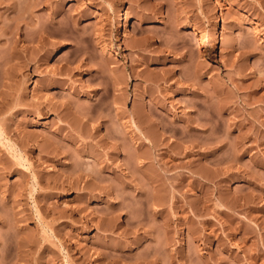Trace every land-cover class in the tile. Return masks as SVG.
<instances>
[{
    "label": "rangeland",
    "instance_id": "1",
    "mask_svg": "<svg viewBox=\"0 0 264 264\" xmlns=\"http://www.w3.org/2000/svg\"><path fill=\"white\" fill-rule=\"evenodd\" d=\"M0 128V264H264V0H0Z\"/></svg>",
    "mask_w": 264,
    "mask_h": 264
},
{
    "label": "bare ground",
    "instance_id": "2",
    "mask_svg": "<svg viewBox=\"0 0 264 264\" xmlns=\"http://www.w3.org/2000/svg\"><path fill=\"white\" fill-rule=\"evenodd\" d=\"M213 29L215 31L218 30L216 22L213 23ZM129 33L130 32H129L128 18H127V16H124V18H123V24L121 26V34H122V36L126 37V36L129 35ZM59 51L60 50H59L58 47H53L52 48V54L51 55H56ZM112 75L115 76L114 77V81H113L114 84H115V86H117V88H119L118 86H121L123 84V82H124L123 80L125 79V76H124V79H123V75H117L115 73H113ZM113 76H112V79H113ZM0 134H1V128H0Z\"/></svg>",
    "mask_w": 264,
    "mask_h": 264
}]
</instances>
